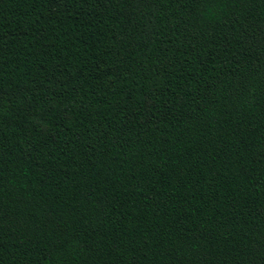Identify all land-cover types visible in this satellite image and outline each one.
<instances>
[{
    "label": "trees",
    "instance_id": "trees-1",
    "mask_svg": "<svg viewBox=\"0 0 264 264\" xmlns=\"http://www.w3.org/2000/svg\"><path fill=\"white\" fill-rule=\"evenodd\" d=\"M0 264H264V0H0Z\"/></svg>",
    "mask_w": 264,
    "mask_h": 264
}]
</instances>
